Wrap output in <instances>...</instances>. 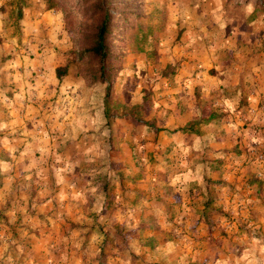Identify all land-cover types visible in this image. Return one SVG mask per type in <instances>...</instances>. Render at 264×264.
<instances>
[{
    "label": "crops",
    "instance_id": "0c3cea01",
    "mask_svg": "<svg viewBox=\"0 0 264 264\" xmlns=\"http://www.w3.org/2000/svg\"><path fill=\"white\" fill-rule=\"evenodd\" d=\"M21 26L28 54L5 65L0 47V143L13 159L2 166L0 264H131L123 257L130 251L167 264L117 225L150 223L151 212L138 208L146 200L182 204L167 192L183 201L200 188L227 198L242 181L264 177V53L249 73L195 61L155 79L148 67L121 96L125 106L143 108L142 120L127 113L109 127L103 93L88 88L71 62L62 17L31 1ZM108 231L117 244L102 262ZM174 245L165 255L177 252Z\"/></svg>",
    "mask_w": 264,
    "mask_h": 264
},
{
    "label": "rangeland",
    "instance_id": "374dc122",
    "mask_svg": "<svg viewBox=\"0 0 264 264\" xmlns=\"http://www.w3.org/2000/svg\"><path fill=\"white\" fill-rule=\"evenodd\" d=\"M31 1L41 2L45 11L62 17L70 38L71 62L78 75L88 88L97 94L102 92L104 99L109 98L112 119L107 122L109 127L115 121L113 117L118 116L121 122V117L128 113L122 108L125 105L121 96L129 80L140 71L148 72V67L155 79L176 73L195 61L228 64L241 73H249L252 64L264 53V0H0V47L6 49L1 53L5 65L12 57L28 54L23 52L26 47L21 42V20ZM105 18L110 22L109 56L105 60V79H101L99 62L89 57L85 48ZM61 70L65 73L67 68ZM82 73H87L88 78ZM152 95L149 86L145 98ZM135 114L142 120L141 113ZM12 161L0 143V188L8 177L2 173V166ZM232 166L233 172L237 170V164ZM242 183L227 198H223L221 191L205 193L200 188L187 192L185 201L182 193L167 192L168 197L176 198L181 205L159 203L162 198L146 200L138 208L142 215L151 212L146 216L150 215V223L143 218L139 227L131 230L118 224L117 232L134 237L128 238L142 247V242H146L147 257L162 263L264 264V177ZM6 214V210H0V226ZM111 232L104 235L101 244L102 262H108L110 253L104 251L113 249L109 245L115 247ZM174 243L177 252L165 255L163 248ZM118 252L112 250L113 257ZM126 254L123 257L131 264H160L145 263L141 255H133L131 251Z\"/></svg>",
    "mask_w": 264,
    "mask_h": 264
},
{
    "label": "trees",
    "instance_id": "16d2710c",
    "mask_svg": "<svg viewBox=\"0 0 264 264\" xmlns=\"http://www.w3.org/2000/svg\"><path fill=\"white\" fill-rule=\"evenodd\" d=\"M53 5H49V9H52ZM109 19L105 18L101 25L98 28V31L92 36L90 37V42H88V44L86 45V54L93 58L96 59L99 62L100 65V72H101V79H105V60L108 58L109 56V52H108V44H107V40H108V31H109ZM85 77L88 78V74L87 73H82ZM106 104L107 105V116H110V106H109V98L107 97L105 99ZM122 108L124 110H128V113H130V115L134 116V114L137 112L138 115L139 113L142 112L143 108L139 107V106H134L132 108H129L127 106H122ZM131 110V111H129ZM139 119V118H137Z\"/></svg>",
    "mask_w": 264,
    "mask_h": 264
}]
</instances>
